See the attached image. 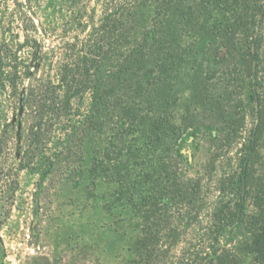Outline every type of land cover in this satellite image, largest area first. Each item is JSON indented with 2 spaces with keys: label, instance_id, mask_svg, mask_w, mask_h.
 Returning a JSON list of instances; mask_svg holds the SVG:
<instances>
[{
  "label": "rangeland",
  "instance_id": "rangeland-1",
  "mask_svg": "<svg viewBox=\"0 0 264 264\" xmlns=\"http://www.w3.org/2000/svg\"><path fill=\"white\" fill-rule=\"evenodd\" d=\"M53 3L0 0V61L9 64L0 71V144L7 141L0 164L19 167L0 226L2 264H213L211 214L226 199L221 187L238 170L256 121L249 76L256 74L253 83L264 93V0L257 13L238 0L234 12L213 5L204 11L197 3L193 22L172 14L165 27L174 56L164 57L160 73H146L157 77L144 95L146 118L123 133L117 106L98 96L105 73L100 67L76 73L87 81L76 86L82 96L39 144L36 82L24 65L35 58L72 63L84 55L95 67L99 58L91 29L99 11L87 10V0H77L74 13ZM88 3L96 8L95 0ZM253 40L257 58L243 63L240 55ZM57 74L35 73L55 81ZM168 172L185 197L157 193L171 183ZM228 239L226 233L219 248L229 247Z\"/></svg>",
  "mask_w": 264,
  "mask_h": 264
},
{
  "label": "trees",
  "instance_id": "trees-1",
  "mask_svg": "<svg viewBox=\"0 0 264 264\" xmlns=\"http://www.w3.org/2000/svg\"><path fill=\"white\" fill-rule=\"evenodd\" d=\"M49 1H54L53 4L61 10L70 8L71 13L80 10L75 5L77 0ZM262 1L246 0V4L257 13ZM197 3H204V11L209 5H213V9L228 8L233 12L238 9V0H95L96 8H92L87 0V10L93 14L96 9L99 11L97 23L91 19V29L99 43V58L95 67L94 60L84 55H78L72 63L35 58L24 65L23 73H30L31 80L36 82L34 89H31V95L37 98L36 143H45L51 125L58 122L69 109L74 97L82 96L76 86L87 81L76 73H96L97 67H100V73H105L98 96L104 105L111 101L112 105L117 106L118 132L123 133L137 126L139 120L146 118L147 101L144 95L148 91L147 87L157 83V77L149 80L146 73H160L164 57L174 56L169 49L170 35L165 27L166 21L172 14L178 13L183 20L193 22V8ZM245 47L246 51L241 53L240 60L243 63L248 60L251 64L257 58V44H254V40L248 41ZM228 48L232 55V45ZM251 48L254 50L251 51ZM0 62V71L3 72L4 66L9 64ZM35 73L58 74L55 81L50 77L43 80L36 77ZM128 80L132 82L131 90ZM253 82H256V74L249 76L248 83V99L255 104L253 111L256 121L247 142L241 148L238 170L221 187L226 199L221 200L211 214L210 233L215 247L208 258L213 264H264V157L260 156V150L264 149V93ZM114 85L119 86L116 92L113 90ZM122 86H126L124 91L121 90ZM6 145L7 141L0 144V153H3ZM18 170L19 167L15 165L0 164V226L9 216L14 201ZM166 176L171 183L163 192H157L160 196L166 194V197H172L176 192L183 197L188 194L184 188H172L175 180L171 172ZM155 197L152 195L150 199ZM250 206L253 207L252 211L249 210ZM226 233L229 247L219 248L220 240ZM4 257L0 236V264Z\"/></svg>",
  "mask_w": 264,
  "mask_h": 264
},
{
  "label": "water",
  "instance_id": "water-1",
  "mask_svg": "<svg viewBox=\"0 0 264 264\" xmlns=\"http://www.w3.org/2000/svg\"><path fill=\"white\" fill-rule=\"evenodd\" d=\"M22 91H23V89H22ZM18 104H19V107H18L17 115L20 117L23 114V110H24L22 92L19 95ZM17 115H14L12 117V122L13 123L16 122V130H17L16 135L18 136V139H19V135H20L22 125H21V121L19 119H17ZM16 155L18 156L19 153H17Z\"/></svg>",
  "mask_w": 264,
  "mask_h": 264
}]
</instances>
